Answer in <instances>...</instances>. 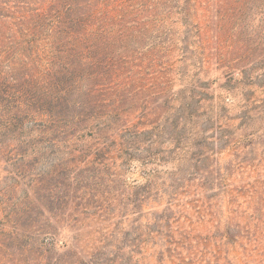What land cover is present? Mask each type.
<instances>
[{
  "label": "rangeland",
  "instance_id": "1",
  "mask_svg": "<svg viewBox=\"0 0 264 264\" xmlns=\"http://www.w3.org/2000/svg\"><path fill=\"white\" fill-rule=\"evenodd\" d=\"M23 1L46 0H0V14ZM168 1L150 3L164 21L113 53L132 56L120 70L88 77L90 60L75 62L85 79L63 116L89 114L93 89L94 111L121 112L109 128L82 122L40 146L20 130L0 138V264H105L91 255L107 235L106 264H264V0ZM13 35L0 71L15 88L37 76L35 96L49 100L43 82L66 65L58 35L17 67ZM137 234L146 242L131 254Z\"/></svg>",
  "mask_w": 264,
  "mask_h": 264
},
{
  "label": "trees",
  "instance_id": "2",
  "mask_svg": "<svg viewBox=\"0 0 264 264\" xmlns=\"http://www.w3.org/2000/svg\"><path fill=\"white\" fill-rule=\"evenodd\" d=\"M10 1L6 0L3 3L9 5ZM154 1L156 0H94L93 2L92 0H46L34 9L30 7L29 2L23 1L21 3L24 8L21 10H17L16 5L10 7L15 9L11 16L0 14V60L10 54L15 44L11 41L13 34L18 35L21 39L20 43L23 47L18 51L22 52V56L26 59L13 57L14 67L36 63L37 60H31L28 54L32 58L33 55L37 58L39 55L37 50L45 51L48 46L40 48L42 46L41 39L44 36L58 35L56 52L66 54L65 57L56 56L58 63L66 61V65H60V69L63 70L61 71L63 72L62 77L55 82L46 80L43 82L47 93H50L46 94V97L49 96V100L42 96H35L36 87L39 85L37 76L27 74L30 78L25 86L15 88V85L8 83L9 79L0 71V138L8 132L20 130L23 133L22 143L40 146L43 142H54L61 135H65L64 138H67V131L70 130L69 126L71 125L93 120L100 122L97 126L109 128L111 120H118L122 117L120 111L110 114L94 111L103 101L98 99V95L95 97L93 93L96 90L93 89L90 90L92 95L87 102V105H91L88 110L89 114L86 112L69 118L63 116V108H68L73 102L69 97L85 79V72L81 65L78 63V69L81 71L77 67L76 69L73 67H75L76 60L81 62V60L88 59L90 63L85 65L87 66L86 70L89 71L87 76L106 79L107 75L119 66L120 61L127 65L129 61L125 60H129L132 56L124 54L121 58L116 59L113 53L120 48L127 53L129 39L134 35L143 38L149 33V27L154 25V22L164 21V18H160L156 14L160 8H157L156 4H150ZM233 2L236 4L240 0H233ZM187 3L188 1L185 4ZM84 4L87 5V8H84ZM186 7L187 5L184 6V11ZM148 10H152L154 13L151 16H146L145 13ZM230 10L231 8L224 9L223 18L227 17ZM134 18H139L140 21L132 20ZM128 19L132 21H128ZM184 23L188 24V22ZM4 40L11 41L13 45H4ZM185 49L184 47L183 50ZM45 56L43 55L41 58L44 59ZM56 64L53 63V65ZM120 69L119 66L117 70ZM160 117L161 115L152 122L154 131L160 127L158 125ZM103 118H106L105 121L102 120ZM75 121L77 122L74 123ZM166 123L168 124L169 120ZM174 128L178 129V123L174 125ZM128 130L129 128H124L126 133L129 132ZM113 143L106 145L104 155L111 150L110 147L113 146ZM179 144L180 142H178ZM133 145L131 143V146ZM138 201L137 197L134 202ZM139 231L141 232V230H137L136 233ZM108 236L104 238L105 243L97 253L91 255V261L98 262L103 259V263H108L105 257V251L111 245ZM135 240L137 244L130 246L131 254L137 253L146 242L142 239V234H137ZM118 252L115 255L116 259L119 257ZM125 261H130V257ZM109 262L114 264L115 260H109ZM70 264H77V262H70ZM78 264H84V261H80Z\"/></svg>",
  "mask_w": 264,
  "mask_h": 264
}]
</instances>
